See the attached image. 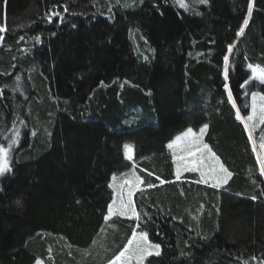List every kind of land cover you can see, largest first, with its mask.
Returning a JSON list of instances; mask_svg holds the SVG:
<instances>
[{"label":"trees","instance_id":"obj_1","mask_svg":"<svg viewBox=\"0 0 264 264\" xmlns=\"http://www.w3.org/2000/svg\"><path fill=\"white\" fill-rule=\"evenodd\" d=\"M131 2L0 0V264H108L133 230L160 245L145 264H264V122L247 124L264 0ZM205 125L232 174L217 187L177 180L167 147ZM134 165L139 218L105 220L111 176Z\"/></svg>","mask_w":264,"mask_h":264},{"label":"snow or ice","instance_id":"obj_2","mask_svg":"<svg viewBox=\"0 0 264 264\" xmlns=\"http://www.w3.org/2000/svg\"><path fill=\"white\" fill-rule=\"evenodd\" d=\"M177 2L180 4L181 7H185L183 0H177ZM201 3H206L207 0H200ZM248 13L251 15L253 4L251 2L248 3ZM66 10V9H65ZM56 15H59L56 13ZM248 24V20H244V25ZM6 29L2 26H0V32L5 31ZM244 32V28L241 27L240 31L237 33V35H240ZM2 39V37H0ZM229 51H232V48L229 47ZM229 60L228 56H224V63L227 65ZM253 73V76L257 79H259L261 82H264V68H260L259 65L248 66ZM225 76H227V69H225ZM227 88V85H225ZM229 99H232L231 92H229ZM252 111L255 115L257 113L258 105L257 101L259 100L261 103L259 104V118L261 122H264V96L259 95L258 93L253 94L252 97ZM237 117L239 118V113H237ZM249 120L253 119V116L248 117ZM207 128V125H205L203 128L200 129L201 134L205 131ZM251 138V137H250ZM262 140H264V137H261ZM184 141L183 145L180 144L181 141ZM169 149H173L176 147L180 148V152L184 155L180 156L181 160L185 159V156H191L192 160L186 162L183 170L184 171H199L201 174L202 179L206 177V174H210L212 179L217 181V184L215 186H219L221 183H227L228 179L231 177V173L224 168L223 165H219L217 167L219 160L217 157H215L214 154H211V150L208 149V145L204 144L202 142V135L201 136H195L193 134V130L189 128L186 132H184L181 136H177L175 140H173L171 143L167 145ZM261 148H264V143L261 144ZM125 155L128 156L129 159H131V156L129 153L132 151L131 145H124ZM207 150L209 155L205 157L203 155L204 151ZM199 154V155H198ZM177 154L176 152H173V156L175 157ZM212 161L211 164H206L205 160ZM6 171H11V168L9 166L8 161V152L7 150L0 148V175H3ZM181 171V165H177V174L179 178V172ZM262 172H264V162H262ZM131 176L135 179V181L140 182V177L135 174V172L131 173ZM115 180V176L113 177ZM159 179V177H157ZM204 182H207L206 179H204ZM127 183V180L124 182ZM163 183V181H162ZM112 185H110L111 187ZM150 187L152 185H149ZM132 189H129L127 192V199L125 200V197L123 193L120 194V202L119 207L114 208L112 204L108 206V212L107 215L104 217L105 220H108L110 217H112L114 214H116L117 211H119L120 215H125L127 212H131L133 216H136L139 218V213H137L135 207L133 206L132 201ZM115 204V201L113 202ZM152 255H160V245L159 244H153L148 240L147 233L145 232H139L137 233L135 230H133L131 238L128 239L127 244L124 246L123 250L119 252L118 255H116L113 259H110L108 264H129V262L132 259H136L138 264H143V261ZM35 264H42V261L37 260Z\"/></svg>","mask_w":264,"mask_h":264},{"label":"rangeland","instance_id":"obj_3","mask_svg":"<svg viewBox=\"0 0 264 264\" xmlns=\"http://www.w3.org/2000/svg\"><path fill=\"white\" fill-rule=\"evenodd\" d=\"M123 1H128V0H115V3H116V4H119V5H121V6L127 7V8H129V6L132 5V2L129 3V4H125V3H123ZM132 1H134V0H132ZM176 3H177V5H178V7L182 8V9H184V10H187V8H188L190 5H200V4H204V3H201L200 0H183V3H184V5H185V7H181L180 4H179L178 2H176ZM0 26L4 27L3 24H1V23H0ZM137 33H138V32H137ZM138 34H139V33H138ZM131 35H132V33L130 32V33H129L130 38H131ZM139 36H140V38H139V39H140V42H142L143 45H144L143 37H142L140 34H139ZM131 39H132V38H131ZM133 43L135 44L134 39H133ZM138 45H139V44H135V46H137V48H138ZM143 45L141 46L142 49H143ZM145 46H146V45H145ZM144 49H146V47H144ZM147 49H148V48H147ZM137 50L139 51L140 49H137ZM148 51H149L148 54H150L151 57H152V54H153L152 50L149 48V50H147V52H148ZM139 54H141V55H145V56L147 57L146 53L143 52L142 50L139 51ZM151 57H150V58H151ZM150 58H144V57H142V59H143V60H146V61L150 60ZM225 66H227V65H225ZM253 66H255V65H253ZM250 71H251V76L254 77L251 69H250ZM222 75H223V77H226V76H225V71H222ZM254 78H255V77H254ZM255 79H257V78H255ZM257 80H258V82L260 81L259 79H257ZM256 93H258L259 95L263 96L261 93H259V92H257V91H253V92L250 94V113H249L248 117L253 116V119H251V120L248 119V123H247L248 125H250V126H252V127H254V128H257V127L260 126V124H261V120H260V118H259V104H260L261 102H260L259 100L257 101V105H258L257 113L254 115V114H253V111H252V102H253L252 97H253V94H256ZM226 94H227L228 97H229V91H228V89L226 90ZM230 101H231V100H230ZM246 126H247V125H246ZM201 128H203V127H201ZM201 128H200V129H201ZM200 129H198V130H196V131L193 130V134H194L195 136H201V135H202V142L205 144V142L203 141V136H204L205 131L203 132V134H201ZM187 130H188V129H187ZM187 130H185V131L179 133L177 136H181V135H182L184 132H186ZM260 135H261V134H260ZM177 136H176V137H177ZM176 137H175V138H176ZM250 137H251V136H249L250 142H251L252 145L255 147L254 142H253V138H252V137L250 138ZM261 137H264V132H263V134H262ZM261 137H260V144L264 143V140H262ZM175 138H174L173 140H175ZM173 140H172V141H173ZM172 141H171V142H172ZM171 142H170V143H171ZM183 143H184V141L182 140V141L180 142V144L183 145ZM125 145H126V144H125ZM127 145H129V144H127ZM131 147H132V146H131ZM0 148L5 149L4 147H0ZM5 150H7V152H8V149H5ZM262 150H263V152H264V148H262ZM9 152H10V151H9ZM170 152L172 153V158H173V163H174V173H175V177H176L177 179H180L181 176H182L185 172H189V171H184L183 168H184L186 162L192 160V157H191V156H185V159H184V160H181V159H180V156H181V155H184V154L180 152V148H179V147H176V148L170 149ZM173 152H176V154H177L175 157L173 156ZM211 154H213V153H211ZM124 155H125V150H124ZM129 155L131 156V159H129L128 156H126V155H125V158H126L129 162H132V158H133V148H132V151L129 153ZM198 155H199V154H198ZM203 155H204L205 157H207V156L209 155L208 151L205 150L204 153H203ZM256 155H257V154H256ZM215 157H216V156H215ZM257 159H258V162L261 163V162H260V156L257 155ZM205 163H206V164H211L212 161L206 159V160H205ZM178 164L181 165V171L179 172V178H178V174H177V165H178ZM219 165H221L220 162L218 163L217 167H219ZM134 167H135V168H134ZM134 167H132V168H134L133 170L130 169L129 171H126V172H123V173H120V174H117V175H113V176H111V179H110V185H112V186H111V188H112V200H111V202L109 203V205L112 204L114 208H117V209H118V207H119L120 194H121V193H123V195H124V197H125V200H126V199H127V192H128L129 189H132V192H134L135 190L137 191V189L142 188L141 186H142V180H143V179H142V178L138 175V173L136 172L135 169H137V167H136L135 165H134ZM138 169H139L140 172L145 173L144 170H142L141 168H138ZM132 172H135V174H136L137 176L140 177V182L135 181V179L131 176V173H132ZM198 172H199V171H198ZM199 173H200V172H199ZM114 176H115V180L113 179ZM204 179H206L207 182H204ZM204 179H202L201 174H200V180H201L202 183H205V184L210 185V186L217 187V186H215V185L217 184V181L214 180V179H212V177H211L210 174H206V177H205ZM125 180H127V183H126V184L124 183ZM219 185H220V184H219ZM132 195H133V194H132ZM132 200H133V198H132ZM114 201H115V204L113 203ZM109 205H108V206H109ZM107 212H108V210H107ZM106 215H107V214H106ZM114 216H122V215H120V214H119V211H117L116 214H114L112 217H114ZM112 217H110L109 219H111ZM123 217L132 218V217H136V216H133V215L131 214V212H127L125 215H123ZM135 231H136V230H135ZM136 232L139 233V231H136ZM130 238H131V237H130ZM130 238H129V239H130ZM153 244H155V243H153ZM147 258H148V257H147ZM37 260L42 261V264H44V261H43L42 259H37ZM34 264H35V263H34ZM129 264H138V262H137L136 259H132V260L129 262ZM143 264H145V260L143 261Z\"/></svg>","mask_w":264,"mask_h":264},{"label":"crops","instance_id":"obj_4","mask_svg":"<svg viewBox=\"0 0 264 264\" xmlns=\"http://www.w3.org/2000/svg\"><path fill=\"white\" fill-rule=\"evenodd\" d=\"M133 167H134V166H133ZM134 168H135V167H134ZM135 170H136V172L139 174L138 170H137V169H135ZM140 175H142V174H140ZM176 179H177V178H176ZM177 180H178V179H177ZM147 188H148V187L146 186V188H145V189H142L141 191H144V190H146ZM140 189H141V188H140ZM140 189H139V190H140ZM137 190H138V189H137ZM141 191H140V192H141ZM140 192H138V191L135 190V191L133 192V195H132V198H133V200H132V201H133V206L135 207L136 211H137V208H136V204H135V202H134V196H135L136 194L140 193ZM121 217H123V216H121Z\"/></svg>","mask_w":264,"mask_h":264},{"label":"bare ground","instance_id":"obj_5","mask_svg":"<svg viewBox=\"0 0 264 264\" xmlns=\"http://www.w3.org/2000/svg\"><path fill=\"white\" fill-rule=\"evenodd\" d=\"M258 133V132H257Z\"/></svg>","mask_w":264,"mask_h":264},{"label":"flooded vegetation","instance_id":"obj_6","mask_svg":"<svg viewBox=\"0 0 264 264\" xmlns=\"http://www.w3.org/2000/svg\"><path fill=\"white\" fill-rule=\"evenodd\" d=\"M243 85V84H242Z\"/></svg>","mask_w":264,"mask_h":264}]
</instances>
